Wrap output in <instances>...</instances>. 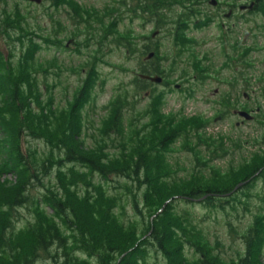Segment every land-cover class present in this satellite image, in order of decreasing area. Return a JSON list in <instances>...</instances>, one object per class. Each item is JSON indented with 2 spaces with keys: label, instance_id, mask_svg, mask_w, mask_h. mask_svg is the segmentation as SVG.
I'll return each instance as SVG.
<instances>
[{
  "label": "trees",
  "instance_id": "16d2710c",
  "mask_svg": "<svg viewBox=\"0 0 264 264\" xmlns=\"http://www.w3.org/2000/svg\"><path fill=\"white\" fill-rule=\"evenodd\" d=\"M45 1L57 11L69 9L75 26L69 36L77 39L78 52L86 49L93 52L94 58L111 44H119L126 54L134 55L137 39L128 31L118 30L123 19H137L145 25L148 21L155 22L159 30L168 22L164 8L170 9L177 2L122 0L120 8L105 10L111 12L106 18L98 10L82 7L76 0ZM185 6L186 18H195L197 5L184 3L183 8ZM12 7L8 0H0V35L8 39L10 46L7 57L0 53V71L4 68L9 82L8 86H0V128L6 134L12 132L17 142L23 140L22 134L38 142L43 140L49 153L43 154V158L37 149L28 150L27 156L32 159L29 166L21 152L22 141L17 143L14 154L19 161L15 164L21 177L18 184L0 198V264L40 261L151 264L152 260H160L162 264H264V215L261 213L254 215L253 223L242 231L230 220L226 221L230 238L233 242L239 240L232 254L227 256L225 245L220 241L213 244L190 211L177 210L180 203L202 200L201 205L223 213L226 218L230 209L235 210L234 201L248 211L245 199L250 194L246 191L256 181L263 182L264 187V149L236 166L222 169L212 165L213 161L229 154L225 144L227 137L207 133L212 119L200 115L185 117L181 113L163 114L162 100L174 90L159 93L154 105L149 106L147 113L145 111L151 117L145 115L149 120L142 123L144 126L139 130L140 126L135 123L140 119L138 121L134 115L133 120L126 121L123 110H134L136 98L152 84L136 74L132 82L133 100L124 94L116 97L111 109L108 107L99 135L94 134L93 145L87 146L81 138L85 128L82 110L99 79L94 63L85 64L87 75L68 106L54 110L50 91L55 84L49 86L46 80L52 74L59 78L60 74L53 69H62L57 59L42 61L37 55L44 48L53 46L66 50L67 47L63 39L55 35L58 29L53 31V37L48 33L37 36L27 22L29 14H24L18 5ZM251 13L264 16V0H260ZM55 25L62 30L61 23ZM201 25L199 22L196 27ZM253 28L258 35L264 31V26L257 23ZM63 29L68 33L65 27ZM170 32L178 56L192 49L194 44L184 38L183 28ZM81 38H85L84 41L79 40ZM149 51L155 52L156 61L159 52L155 44L144 45L141 56ZM251 51L248 47L247 55ZM191 53L190 65L194 64V71L201 60ZM224 57L232 61L225 54ZM147 68L139 67L137 72L174 79L173 69L166 70L160 64L151 70ZM183 74V78L190 76L188 71ZM40 77H44L47 96L41 89ZM181 151L192 154L191 170L171 161V155ZM184 171L186 176L179 177ZM36 182L42 193L39 198L29 195ZM126 205H130L132 216L124 220ZM24 208L29 209L31 220L18 229L16 224L21 219L18 212Z\"/></svg>",
  "mask_w": 264,
  "mask_h": 264
},
{
  "label": "rangeland",
  "instance_id": "374dc122",
  "mask_svg": "<svg viewBox=\"0 0 264 264\" xmlns=\"http://www.w3.org/2000/svg\"><path fill=\"white\" fill-rule=\"evenodd\" d=\"M76 1L81 4L82 7L98 10L102 16L108 18L111 12L106 13L105 10L113 11L115 7L120 8L122 0ZM9 4L11 6L12 3ZM16 4L24 11V14H29L26 15L27 22L36 32L37 36H44L48 33L50 37H53V31L58 29V34L55 35H57L58 38H62L64 45L68 46L66 50L54 49L53 46L50 49L44 48L45 50L37 55L42 61L57 59L62 69V71L58 68L57 70L53 69L55 73L58 72L60 74L59 78L52 74L48 76L46 80L49 86H54L55 84V88L50 91V95L53 97L52 107L54 110H57L56 108H66L68 106V103L73 100L75 90H77L79 86L81 87L84 77L87 75L85 64L88 61L94 63L95 72L99 76V79L96 81L91 99L82 110V120L84 121L83 126H85V128L81 138L87 146L93 145L92 136H94V134L99 135L98 130L103 126V121L108 114V107L111 109V103L114 99L120 94H124L130 97V101L133 100L134 88L132 82L135 74L139 67H149V62L153 59L146 60L151 52L141 56V51L144 45L155 44L159 53L156 61L155 59L152 60L154 61L152 62L153 65L160 64L161 67L166 70L173 69L175 72L172 75L175 77V81H172L173 78H171L170 81H172L175 86H180V89H183L184 84L187 83L178 81L180 77L183 78V76L187 74L185 73L182 75L181 73L183 72L180 71L181 69L185 70L190 68L188 72L190 76L184 78H189L188 80L192 81L189 85L186 84L188 89H183L182 91L184 92L179 93V89H175L176 91L172 89L173 92L162 100V113H181L185 117L200 115L205 119H212L207 133L214 136L216 133H219V135L227 137L225 144L227 149H229V154L223 159L213 161L212 165H216L222 169H226L231 165L236 166L242 161L249 160L255 152L264 149V142L262 144L264 138V31L258 35L253 28L256 23L264 26L263 16H244L245 22L243 24L238 25L234 22L236 27L231 28L233 23L226 21V19H222L221 15L218 14V19L213 20L209 25L200 30L193 29L191 33L197 42L194 52L199 57H202L199 59L201 62L197 64L194 71L191 72L194 64L193 66L192 64L190 65V61L192 60L188 58L189 53H182L180 56H183V60L180 62L181 57L178 56L172 36L168 33L169 30L160 31L153 40L151 35L156 30L152 25H145L143 21L137 19L130 21L128 17H125L118 26V30L120 32L128 31L137 39L134 55L130 56L126 54L125 48L119 47V44H111L105 51H101L95 56L96 60H93L95 59L93 52L90 53L86 49H81V53L78 52L77 49L79 47L76 44L77 39H72L69 36V32L75 26L70 20L71 14L68 8H61L57 11L52 8L47 1L42 7L29 5L26 2H18ZM15 6L13 3L12 9H14ZM27 10H30L31 13L26 12ZM122 13H124L123 10ZM204 13L210 17L216 14L209 6L204 8ZM114 15L117 16V13ZM117 17L119 18V16ZM57 22L62 24V30L55 25ZM221 23L225 26L222 30L219 29ZM63 27L66 28L68 33L65 32ZM156 32L158 33V31ZM36 38L38 41L39 38ZM84 39L85 38H81L79 40L84 41ZM236 41L243 45V49H236ZM248 47L252 51L246 58L241 59V54L245 53ZM9 48L8 39L0 35V53L7 57ZM224 54L229 56L232 61L226 60ZM203 55H206L208 59L204 60ZM174 59H176L177 62H174ZM172 66H174V68H172ZM240 71L248 75L250 84L247 94L254 99V103L257 107L262 106L263 115L259 117L258 121L252 124H246L236 128L235 122L237 119L233 117L234 109H231L227 110L228 116L226 120L217 123L213 122L224 111L222 106L219 108L217 102L222 99V95L215 97V91L219 93L225 92L228 88L225 83L233 79L234 73ZM43 80L44 77H40V86L43 94L47 96L48 94L45 90L46 84H44L45 80ZM165 80H168V78H165ZM8 83L4 68H1L0 86H8ZM192 86L195 87V92L190 94L191 97L187 99L188 97H186L187 93H185V91H190L189 89ZM153 91L156 92V95L153 94ZM161 91V87L157 85L156 87H148L147 91L141 93L136 98L137 100L134 101L136 103L134 110H123L126 121L133 120L132 117L135 115L134 118L137 120L140 119V122H136L135 125L140 126L138 128L141 130V126H144L142 123L149 120L145 118V115L151 117L149 113L150 116L146 114L148 112L147 110H149V106L154 105V101ZM230 95L232 98H237L236 96L238 94ZM238 98H241V95H239ZM151 99H153V102ZM22 139L23 140H20V142L22 141L21 152L27 158V165L32 166V159L27 156L28 150L34 151V149H37L41 155H48L49 147L46 146L43 140L38 142L32 138H27L25 134H22ZM229 139H231V141ZM20 142L16 141L12 132H7L6 134L2 132L0 128V198L5 197V192L8 191L9 188L15 187L20 180V169L15 164L19 159H17L14 154ZM256 142H259V144H255ZM174 151L176 150L174 149ZM44 155L43 158H45ZM171 158L172 162L178 163L182 168L191 170L193 167L194 159L189 152H177L171 155ZM49 167L50 164H48L46 169L48 170ZM186 174V171L180 172L179 177H185ZM51 178L53 179L54 177ZM44 182L47 183L48 179H45ZM53 182H55V180H53ZM262 183L256 181L251 184V189L246 191L250 194V197L245 199L248 203V211L244 209L245 206L234 201L232 204L235 210H229V218H226L223 213L220 214L219 212L215 213L208 210L205 206L201 205V203L203 204L202 200L191 201L190 204L180 203L177 210L182 211L187 209L190 211L208 239L211 240L213 244L216 241H220L224 244L226 255L230 256L237 244H239V240L233 242L228 233L229 227L225 223L230 220L235 228L242 231L253 223L254 215L258 213H261V216L264 215V187ZM111 186H114V184ZM112 192L116 193V191L113 190ZM41 194V188L36 182L34 187H31L29 195L33 198H39ZM18 213L21 215V219L17 221L16 227L21 229L25 227L27 221L31 220V214L29 209L27 210L26 208L19 209ZM49 213H51V211H49ZM131 216V207L130 205H126V217L124 220L131 218ZM188 253L191 257V251L188 250ZM262 253V260H264V247L262 248ZM37 264H49V262L40 261ZM151 264H162V261L152 260Z\"/></svg>",
  "mask_w": 264,
  "mask_h": 264
},
{
  "label": "flooded vegetation",
  "instance_id": "af4514ba",
  "mask_svg": "<svg viewBox=\"0 0 264 264\" xmlns=\"http://www.w3.org/2000/svg\"><path fill=\"white\" fill-rule=\"evenodd\" d=\"M12 1V0H10ZM20 0H16V2H19ZM22 1V0H21ZM217 2L216 6L211 7V9L213 11L216 12L215 15H212V20L218 19L217 15H221L222 19H226V21H229L232 24V27H236V24L240 25L243 24L245 22L244 16H248L250 15V12H252L253 10H248L247 8L250 5H253V9H255L256 5L260 2V0H215ZM210 2L211 0H177L176 3L173 4L172 8L168 9V8H164V12L166 13L165 17L168 19V22L166 24H163L162 28L160 29H171V30H175L176 28H183V36L184 38L190 40L194 45L192 47L191 50L189 51H182V53L186 52L189 53L188 58L190 60V55L192 54L191 52H194L195 46H197V42L196 40L193 38L192 36V30L193 25L191 24V22L187 21L186 18V13H184V10L187 9L186 6L185 8H183V4L186 3L187 6H190L191 4H196L200 9L204 10V8L206 6H210ZM243 7H247L245 9H242ZM168 10V11H167ZM186 14V15H184ZM180 17V19H179ZM236 22V24L234 23ZM148 25H152L153 27H156V23L155 22H150L148 21L147 23ZM225 26L223 23H221L219 29H223ZM194 30H200V29H194ZM231 30V29H230ZM171 35V32L169 33ZM236 49H241L243 47V45L236 41V45H235ZM243 49V48H242ZM245 51V49H244ZM194 54L199 57L195 52ZM204 59L205 57H207L206 55H203ZM241 59H244L247 57V53H242L241 54ZM181 61L183 60V56H181ZM180 61V62H181ZM153 61L149 62V67L148 69H152L154 66L152 63ZM180 71H182L183 73L186 71H190V69H181ZM193 72V71H191ZM183 73H181L183 75ZM234 77L232 80L227 81L226 87L227 90L225 92H218L215 91V97H219L220 95H222V99L217 101L219 104V108H221V106L223 107L224 111L223 113L217 117L215 119V123L217 122H222L224 120H226L228 113L227 110H233V117L237 119V121L235 122V126L236 127H240L242 125H246V124H252L253 122H256L259 120V117L263 114V110H262V106H256V104L254 103V99L251 96H248L247 94V90L249 88V79H248V75L244 74L242 71L240 72H236L234 73ZM240 75V76H239ZM162 77L163 82L160 85L162 91L166 90V91H170L173 87V89L178 90V92H184L182 91L183 89H188V87L186 86L190 84V82H192L191 80H188L186 78H179L178 81L181 82H187L184 84V88L180 89V86H175L172 81H175V77L172 81H170V79L165 80V75H159ZM187 80V81H186ZM228 85V86H227ZM195 87L192 86L189 90L190 91H185V93H187L186 97H188L187 99H189L191 96L190 94H193L195 92ZM192 90V91H191ZM264 92V91H263ZM219 93V95H218ZM238 94L236 97L237 98H232L230 94ZM242 93V94H240ZM218 95V96H217ZM224 95V96H223ZM239 95H241V98H238ZM240 112H246L248 114L252 115V119L251 120H246L243 119L239 116Z\"/></svg>",
  "mask_w": 264,
  "mask_h": 264
},
{
  "label": "water",
  "instance_id": "95a60500",
  "mask_svg": "<svg viewBox=\"0 0 264 264\" xmlns=\"http://www.w3.org/2000/svg\"><path fill=\"white\" fill-rule=\"evenodd\" d=\"M26 1L38 4V5L42 3V0H26ZM211 5L215 6L216 2L212 1ZM251 8H252V6H250L248 9L250 10ZM152 57H153V54H150L148 56L147 60H150ZM140 77H141V79L149 81V82L154 83V84H161L162 83L161 77H151V76H146V75H141ZM239 116L246 119V120L252 119V117L249 114L244 113V112L239 113Z\"/></svg>",
  "mask_w": 264,
  "mask_h": 264
}]
</instances>
